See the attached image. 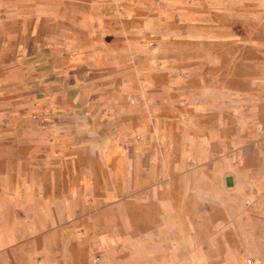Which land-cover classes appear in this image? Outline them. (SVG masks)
<instances>
[{"label": "rangeland", "instance_id": "obj_1", "mask_svg": "<svg viewBox=\"0 0 264 264\" xmlns=\"http://www.w3.org/2000/svg\"><path fill=\"white\" fill-rule=\"evenodd\" d=\"M0 194V264H264V0H0Z\"/></svg>", "mask_w": 264, "mask_h": 264}, {"label": "crops", "instance_id": "obj_2", "mask_svg": "<svg viewBox=\"0 0 264 264\" xmlns=\"http://www.w3.org/2000/svg\"><path fill=\"white\" fill-rule=\"evenodd\" d=\"M64 157L65 151H58L57 159ZM51 187L58 188L52 185ZM22 202L31 218L29 223L24 224L23 230L31 235H38L47 226L58 224L64 219L65 215L68 216L70 214V203L65 202L63 208H61L60 200L53 196L39 197L34 192L26 191L23 195ZM9 207L10 202L7 196L0 194V251L12 245L21 234L17 227L19 221L11 215ZM119 239L120 237L116 232H103L97 237V243L104 248H109ZM49 245V242L43 239L34 242L31 248L27 250L25 257L20 261L21 264H51L56 260V256ZM36 256H41L40 263L35 262L34 259ZM10 258L12 262L18 261L13 253H10Z\"/></svg>", "mask_w": 264, "mask_h": 264}, {"label": "built area", "instance_id": "obj_3", "mask_svg": "<svg viewBox=\"0 0 264 264\" xmlns=\"http://www.w3.org/2000/svg\"><path fill=\"white\" fill-rule=\"evenodd\" d=\"M96 260H97V262H98L99 258L97 257Z\"/></svg>", "mask_w": 264, "mask_h": 264}]
</instances>
